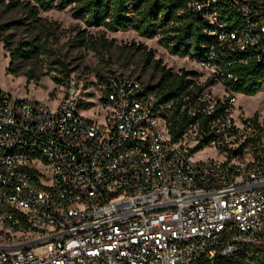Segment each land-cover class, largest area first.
<instances>
[{
    "label": "built area",
    "instance_id": "obj_1",
    "mask_svg": "<svg viewBox=\"0 0 264 264\" xmlns=\"http://www.w3.org/2000/svg\"><path fill=\"white\" fill-rule=\"evenodd\" d=\"M186 4L212 37L199 91L114 76L99 121L75 80L54 109L0 88V264H264V124L229 85L264 65V0Z\"/></svg>",
    "mask_w": 264,
    "mask_h": 264
},
{
    "label": "rangeland",
    "instance_id": "obj_2",
    "mask_svg": "<svg viewBox=\"0 0 264 264\" xmlns=\"http://www.w3.org/2000/svg\"><path fill=\"white\" fill-rule=\"evenodd\" d=\"M3 2L0 88L16 96L34 97L54 109L69 82L75 80L81 97L80 112L101 121L105 113V84L100 77H130L145 86L161 83V71L147 62L148 53L174 74L194 72L199 82L207 76L194 58L171 55L160 36L149 39L133 29L110 32L105 27L90 26L85 19L74 17L71 6L41 11L35 19L29 11L31 1ZM25 44H31L35 50L23 57L18 48L25 49ZM10 50L15 53L12 55ZM221 89L222 86H216L217 92ZM245 96L237 95L235 117L256 116L264 124V86L257 95ZM262 137L264 143V132ZM210 153L203 152L200 157Z\"/></svg>",
    "mask_w": 264,
    "mask_h": 264
},
{
    "label": "trees",
    "instance_id": "obj_3",
    "mask_svg": "<svg viewBox=\"0 0 264 264\" xmlns=\"http://www.w3.org/2000/svg\"><path fill=\"white\" fill-rule=\"evenodd\" d=\"M3 1L0 0V5L4 3ZM29 1L33 3L29 4V11L35 19H38L41 11L71 6L74 17L85 19L90 26L105 27L110 32L133 29L140 36L149 39L160 36L161 43L171 55L194 58L196 62L205 59L212 43V37L205 32L208 23L201 16H196L188 10L186 0ZM3 29L4 26L0 24V41H3ZM18 50L20 56L26 57L33 53L35 48L31 44H25V49L18 48ZM10 51L12 55L15 53L13 50ZM147 62H152L161 71V83L147 87L158 93L163 102L201 89L194 72L174 74L165 68L161 60H155L151 53H148ZM234 71L238 80L229 84L234 92L255 96L263 89L264 65L255 59L235 66ZM69 76L68 72L66 78L68 79ZM100 79L106 86L109 78L102 76ZM254 118L255 121L258 120L256 116ZM177 126L174 123V138H177L184 129L183 125H179L176 129Z\"/></svg>",
    "mask_w": 264,
    "mask_h": 264
},
{
    "label": "bare ground",
    "instance_id": "obj_4",
    "mask_svg": "<svg viewBox=\"0 0 264 264\" xmlns=\"http://www.w3.org/2000/svg\"><path fill=\"white\" fill-rule=\"evenodd\" d=\"M246 97V96H245Z\"/></svg>",
    "mask_w": 264,
    "mask_h": 264
}]
</instances>
